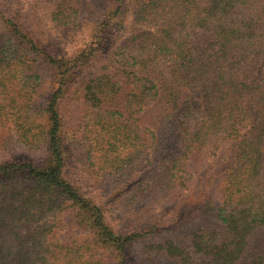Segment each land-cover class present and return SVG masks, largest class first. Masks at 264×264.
<instances>
[{
  "label": "trees",
  "instance_id": "obj_1",
  "mask_svg": "<svg viewBox=\"0 0 264 264\" xmlns=\"http://www.w3.org/2000/svg\"><path fill=\"white\" fill-rule=\"evenodd\" d=\"M1 96L0 264H264V0H0Z\"/></svg>",
  "mask_w": 264,
  "mask_h": 264
},
{
  "label": "rangeland",
  "instance_id": "obj_2",
  "mask_svg": "<svg viewBox=\"0 0 264 264\" xmlns=\"http://www.w3.org/2000/svg\"><path fill=\"white\" fill-rule=\"evenodd\" d=\"M125 19H126V24H129V22L131 21V19L129 17V14L126 16ZM53 37H54L55 41H57L62 47H66V48H68V50L72 49L73 45H71L70 43L65 42V39L61 38V36L54 35ZM45 92H47V91H45ZM0 99L4 101V97L3 96H1ZM6 101H7V99H6ZM210 162H211V160H209L208 163L210 164ZM75 171L77 173V176H79L78 175V168ZM207 175H208V165H205L203 170H202V176L204 178ZM79 178L84 183H91L90 180L87 179V177L85 175H80ZM113 182H114V180H112V179H110L107 182H105V186L107 187L105 190L107 192H109L111 190V188L114 187ZM180 201H182V200H180ZM180 201L174 199L171 204H172V206H176L178 204V202H180ZM121 203H122V200H121ZM152 212H154V210L150 211L149 214L151 216L153 214ZM135 215L136 214H132L131 212L129 213V211L127 209H125V212H123V213H115L113 216H109L108 217V221L112 224V226H115L116 228L130 227L133 223L136 222L137 218L135 217ZM139 255H140V250L137 247L134 248L133 249V253L131 255V257L133 259V263L132 264H138Z\"/></svg>",
  "mask_w": 264,
  "mask_h": 264
}]
</instances>
